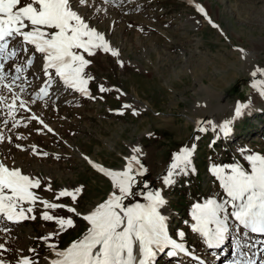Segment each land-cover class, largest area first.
<instances>
[{
	"label": "rangeland",
	"instance_id": "374dc122",
	"mask_svg": "<svg viewBox=\"0 0 264 264\" xmlns=\"http://www.w3.org/2000/svg\"><path fill=\"white\" fill-rule=\"evenodd\" d=\"M196 5L203 7L207 16ZM77 10L119 55L100 51L86 57L92 61L86 71L95 78L88 85L94 98L58 82L49 90V97L32 103L43 86L37 61L25 73L29 83L20 95L29 101L30 110L17 109V127L7 114L11 94L0 92L7 97V103H0V136L4 137L0 161L39 178L41 188L33 191L41 199L86 214L113 190L110 178L93 164L110 171L123 170L134 154L132 149L140 147L142 152L135 155L148 171L138 177L135 195L125 204H146L144 197L149 192L160 191L167 201L161 213L170 217L169 228L177 240L189 244L203 258L211 257V264H237L245 252L239 247L240 234L230 231L223 247L209 249L203 237L193 231V212L197 204L226 198L213 169L223 168L224 174H230V168L239 164L250 172L246 157L264 156V96L258 90L264 89V75H251L257 68L264 70V49L250 63L240 54L241 50H252V42L264 41V0H87ZM188 19L199 22V29H193ZM259 81L262 85L253 88ZM100 84L109 91L101 93ZM219 92L223 94L221 104L228 107L212 112ZM124 104L131 107L125 109ZM238 104L248 105L239 118L235 116ZM33 115L55 134L30 120ZM226 121H231L227 136L223 132ZM33 146L37 154H33ZM193 146L190 164L176 161L184 148ZM173 163H179L180 168L173 170ZM169 171L174 172V183L165 185ZM49 183L51 191L46 190ZM145 183L149 187L145 188ZM76 187H82L83 192L75 203L70 197L56 199L60 191ZM45 211L73 218L76 226L51 240H42L58 231L55 222L41 218ZM29 215L36 218L7 223L4 226L11 231L0 232V244L9 249L0 252L5 264H18L22 256L49 264L54 257L48 244L64 249L82 238L88 227L81 216L66 208L45 209L39 202ZM261 247L256 244L253 250ZM156 260L155 264H194L167 253Z\"/></svg>",
	"mask_w": 264,
	"mask_h": 264
},
{
	"label": "snow or ice",
	"instance_id": "6c2138e0",
	"mask_svg": "<svg viewBox=\"0 0 264 264\" xmlns=\"http://www.w3.org/2000/svg\"><path fill=\"white\" fill-rule=\"evenodd\" d=\"M86 3L87 0H0V92L7 90L11 94L7 114L13 120V127L19 126L15 120L17 109L30 110L27 107L29 101L22 99L20 94L26 92L25 85L29 83L25 73L32 70L37 61L42 68L43 75L39 79L43 86L32 98V103L49 97V90L58 82L81 95L94 98L88 85L95 78L86 71L92 61L86 57H93L100 51L112 56H118L119 52L110 46L103 33L90 25L85 15L79 13L77 9ZM196 7L207 16L203 7ZM209 23L217 27L210 19ZM258 73L264 75V70L257 68L251 75L256 77ZM252 87L257 88L258 83H253ZM99 91L103 93L109 89L100 84ZM260 94L264 96V89ZM0 103H7V97L0 94ZM122 107L127 109L131 105ZM247 107L246 104H238L235 116L239 118ZM118 114L123 115V112ZM133 115H138V112L133 111ZM30 120L39 121L49 133L55 134L40 117L33 115ZM4 123L7 125L8 121ZM230 124L231 121H226L223 125L225 136L231 132ZM3 140L4 137L0 136V142ZM194 150V146L184 148L175 157L176 161L187 166ZM132 152L134 154L127 166L120 171L106 170L93 164L110 178L113 190L104 202L86 214H81L75 207L41 199L33 191L41 188L39 178L0 161V232L11 231L4 226L7 223L35 219L29 214L34 212V206L39 202L45 209L66 208L67 212L81 216L88 225L82 238L64 249L55 243L48 244L54 257L49 264H155L157 255L168 248L171 249L167 252L170 257L187 254L184 244L169 236L167 217L160 211L167 201L160 191L149 192L144 197L148 201L146 204H125L129 197L135 195L137 177L148 171L135 155L142 149L134 147ZM33 154H37L35 146ZM246 159L251 165L250 172L239 164L230 168V174H224L223 168L213 169L220 178L226 198L220 202L211 199L203 205L197 204L193 212L196 221L193 231L203 237L209 249L221 246L230 231L237 232L242 240L239 247L245 249L242 260L237 264H257L258 260L259 264H264V240L251 241V234L264 235V156L248 155ZM134 164L139 167H134ZM171 167L179 169L180 164L173 163ZM173 175L174 172L169 171L163 181L165 185L174 183ZM144 187L149 185L145 183ZM46 190L51 191L50 183ZM82 192V187L65 189L58 193L56 199L70 197L75 203ZM41 218L58 225L57 232L41 238L45 241L76 226L73 218L53 216L48 211L43 212ZM256 244L262 245L258 251L253 250ZM7 251L5 244H0V252ZM29 251L34 253L36 250ZM0 264H5V261L0 259ZM18 264H38V261L22 256Z\"/></svg>",
	"mask_w": 264,
	"mask_h": 264
},
{
	"label": "bare ground",
	"instance_id": "6f19581e",
	"mask_svg": "<svg viewBox=\"0 0 264 264\" xmlns=\"http://www.w3.org/2000/svg\"><path fill=\"white\" fill-rule=\"evenodd\" d=\"M187 23H192L191 25L193 26V29H199V25H197L196 23H199V22H197V21H195L194 19L193 20H191V19H188L187 20ZM257 42V41H256ZM255 41L254 42H252V44H254V45H252L251 46V49L252 50H243V52H240V54H241V56H242V58H244V61H246V60H248V63H250L249 61H251L252 60V58L254 57V56H256L258 53H260V50L261 49H264V41H260L258 44H255L256 43ZM38 67V66H37ZM264 81V80H263ZM256 83H258V86H261L262 85V82L261 81H259V82H256ZM260 89L261 88H258V90H259V92H260ZM211 91H212V89H210ZM209 91H207V93H208ZM210 93V92H209ZM212 94V93H211ZM208 96V95H207ZM223 97V94L221 93V92H219L218 94H217V99L219 100L218 101V103H217V106L216 107H214V109L212 110V112H216V111H219V110H221L223 107L224 108H227L228 107V105H227V103H225V104H221V98ZM217 99H215V100H217ZM216 102V101H215ZM216 104V103H215ZM223 108V109H224ZM198 109V108H197ZM222 109V110H223ZM231 109V108H230ZM211 112V113H212ZM162 210V208L160 209V211ZM166 227H167V230H168V233H171L170 232V229H169V227H168V225H167V220H166ZM171 238H173V239H175L174 237H171ZM223 245V244H222ZM221 245V246H222ZM221 246H219V247H221Z\"/></svg>",
	"mask_w": 264,
	"mask_h": 264
},
{
	"label": "water",
	"instance_id": "95a60500",
	"mask_svg": "<svg viewBox=\"0 0 264 264\" xmlns=\"http://www.w3.org/2000/svg\"><path fill=\"white\" fill-rule=\"evenodd\" d=\"M140 162H141V164L145 167V163L142 161V160H140ZM136 167H139V166H136ZM139 177V176H138ZM138 177H137V179H138Z\"/></svg>",
	"mask_w": 264,
	"mask_h": 264
},
{
	"label": "trees",
	"instance_id": "16d2710c",
	"mask_svg": "<svg viewBox=\"0 0 264 264\" xmlns=\"http://www.w3.org/2000/svg\"><path fill=\"white\" fill-rule=\"evenodd\" d=\"M188 212V211H187Z\"/></svg>",
	"mask_w": 264,
	"mask_h": 264
}]
</instances>
